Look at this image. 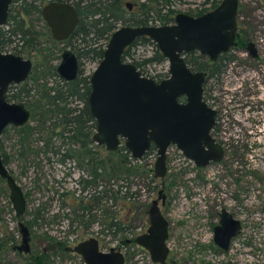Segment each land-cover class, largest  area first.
<instances>
[{
  "label": "water",
  "instance_id": "water-1",
  "mask_svg": "<svg viewBox=\"0 0 264 264\" xmlns=\"http://www.w3.org/2000/svg\"><path fill=\"white\" fill-rule=\"evenodd\" d=\"M12 1L0 0V26L7 24ZM238 11L239 0H222L215 9L200 16L178 13L174 23L169 25H125L115 30L103 59L91 75L92 91L88 101L97 123L93 141L104 144L108 151L117 150L124 142L134 160H142L154 145L157 179L167 175V153L172 145L200 169L221 162L224 151L211 134L216 111L203 100L205 75L192 71L184 54L196 51L216 60L220 54L229 51L235 44ZM42 14L57 40L67 39L79 20L76 8L66 2H50ZM140 37L155 42L166 58L169 64L166 79L157 82L145 77L133 63L123 60L126 49ZM249 47L254 51L252 43ZM32 68V60L0 51V140L8 126H23L30 119L31 113L25 104L9 102L6 94L11 84L27 80ZM78 71L76 55L69 49L64 50L57 67L58 74L71 81ZM181 97H186L184 102L180 101ZM0 179L6 183L15 214L21 219L27 208L25 194L6 167L1 150ZM160 202L165 206L163 190L148 211L147 232L135 239V243L149 253L153 264H167L170 254L167 246L169 223ZM219 217L214 229V243L228 252L240 235L242 225L226 209ZM20 230L23 246L19 251L28 253L30 231L23 223H20ZM74 251L85 264H127L120 251L101 252L94 238L78 244Z\"/></svg>",
  "mask_w": 264,
  "mask_h": 264
},
{
  "label": "rangeland",
  "instance_id": "rangeland-1",
  "mask_svg": "<svg viewBox=\"0 0 264 264\" xmlns=\"http://www.w3.org/2000/svg\"><path fill=\"white\" fill-rule=\"evenodd\" d=\"M171 1L177 14H195L199 9L210 6L206 0ZM124 4L132 7L130 12H137L136 0H124ZM238 23L241 29L249 30L251 40H257L261 45L260 61L248 60L245 57L249 64L257 66V70L255 72L250 70L247 77L253 83L264 80V0H239ZM37 30L44 34L40 36L42 45L33 50L28 47L24 54L25 57L32 59L34 67L43 60L44 54L53 42L51 35L44 33L47 31L43 21L38 23ZM153 51L154 46L150 45L147 48L140 47L137 54L151 56ZM53 62L58 63L57 60ZM83 67L87 73H91L96 64L85 62ZM168 69L169 64L166 61L147 67V73L155 77L160 74L165 77ZM48 76L40 67L39 77L42 82L49 81L52 84L57 81ZM33 82L30 81L34 85ZM33 93L36 94L37 89ZM254 93L255 91L251 89V96ZM249 100L256 102V98ZM250 113L245 116V121L248 115L249 119L260 120V113H254L253 109H250ZM240 118L243 119V116L240 115ZM31 124V127L36 128L38 118L32 117ZM261 127L262 125L257 127L252 125L251 128L260 132ZM240 132L242 136L244 134L242 127ZM20 133L17 128L9 126L2 135L1 146L3 155L7 157L5 161L8 170L29 200L26 220L31 221L33 214L38 210H47L44 213L45 221H37L38 225L31 230L35 254L41 252L40 240H44L45 237L56 239L72 248L79 242L95 238L99 241L102 251L110 252L111 249H115L124 253L127 264H153L149 253L144 249L136 245L125 246L123 242L135 239L147 231L148 211L153 201L158 199L159 192L163 190L168 195L165 206L160 202L161 211L169 223L167 246L170 254L167 264H264V148L255 150L254 146L249 147L245 155L248 154L250 166L246 167L247 172H244L236 163V166H232L228 157L220 165L209 166L199 171L185 161L180 150L172 147L167 153L168 172L164 179L155 178L157 155H149L146 162L141 164L142 167L146 165L144 170L147 174L137 176L133 189L138 196V205L148 206L147 213L137 208L123 213L121 218L132 226V231L127 236L115 238L101 223L104 219V212L101 209L108 211L114 206L113 202L104 201L102 207L93 212L97 220L91 224L89 230L76 224L72 198L66 195V190L75 191L76 186L71 181L65 182L67 184L58 182L67 179V173L63 167L57 166L55 157L46 150L43 137L47 132L33 131L30 136L23 139L26 141L24 145ZM252 135L256 133L253 132ZM242 143L241 140L240 144ZM27 144H30L34 153H28ZM243 153L242 150L240 154L238 153L240 163L243 161ZM55 169L59 171L56 173ZM151 177L154 183H151ZM114 185L117 188L119 184ZM117 207L122 208L123 204L119 203ZM223 209L228 210L242 225L240 235L234 239L228 252L222 251L214 243V229L219 223V214ZM20 244L19 220L10 201L6 183L0 179V261L3 264H26L25 256H20L17 250H14V247ZM63 253L57 252L53 255L50 264H85L78 255Z\"/></svg>",
  "mask_w": 264,
  "mask_h": 264
},
{
  "label": "trees",
  "instance_id": "trees-1",
  "mask_svg": "<svg viewBox=\"0 0 264 264\" xmlns=\"http://www.w3.org/2000/svg\"><path fill=\"white\" fill-rule=\"evenodd\" d=\"M15 1L16 4L11 9L8 28L0 27V49L2 51L13 45L16 40H24L27 46L33 48L40 45L38 39H40L41 33L36 30L35 21L38 18L42 19L41 9L51 0ZM57 1L72 2L81 17L77 30L67 43L80 59H89L96 63L100 62L103 58L111 35L120 26L169 25L174 23L177 15L171 0H136L138 10L135 15L133 11L130 12L128 10L127 5L124 4V0ZM221 1L206 0V3H210L209 7H203L197 13L190 15L200 16L207 13L215 9ZM127 14H131V16H127ZM45 28L46 33L50 34L48 26L45 25ZM242 33V37L245 40H250L248 30L242 29ZM150 45L154 46L151 56H145L144 53L137 54L140 47L147 48ZM52 47L48 49L47 53L43 56V60L33 69L30 78L34 81V85L25 82L22 85L13 86L9 90L8 98L13 101L25 102L32 111V117L39 116V123L47 119L54 121L53 127L46 131L47 139L52 138L55 132L62 127L63 131L58 134L63 135L64 138L68 136L66 137L68 138L66 140L68 146L65 150H89L91 164L88 174L89 181H87L88 187L86 189H89L90 197L86 201L80 198V208L83 212H86V205L89 204L90 218L88 219L89 222L86 223V221H83L85 215L83 216L82 214L80 225L89 228L97 220L93 212L99 210L104 201H112L114 206L109 208L108 211L103 208L101 209L104 212V219L101 218L102 226L109 234L114 235L115 238L127 236L131 233L132 226L125 219L121 218V215L129 209L132 210L134 208H137V210L143 209L142 212L147 213L148 206L138 205V196L133 189L137 176L147 174V171L144 170V166L146 167V165L143 167L142 165L146 162L149 155L156 154V147L152 145L144 159L139 162L131 159L130 152L122 145L115 151H106L105 162L100 164V150L98 147L93 146L91 139L96 126L88 106V97L91 91L90 77L89 75H84L83 62H81V76L76 80L63 82L57 79V82L53 85H50L49 82H42L41 77H39L40 67L44 69L47 75L58 76L56 71L57 66L53 63V60L56 59V53L52 50ZM14 49L17 54L21 53L18 46H15ZM195 54L196 52L194 51L186 55V61L193 70H197ZM123 59L132 62L142 74H147V67L167 61L158 49L157 44L148 37L136 39L125 51ZM36 89L37 93L35 94L33 92ZM26 127L29 128V126ZM18 130L21 132L22 145H24L26 141H23V139L30 136L33 132V127L31 129L21 128ZM26 147L29 151L28 153L34 152L30 144H27ZM47 147L46 145V150L49 151ZM23 150L26 151L25 149ZM93 153H96V155ZM94 160H96L95 164H93ZM61 161L65 162L64 159H61ZM4 163L6 164L5 160ZM114 183L119 184L117 188H115ZM151 183H154L152 177ZM119 203L123 204L122 208L117 207ZM35 219L36 215L33 218L32 224L35 222ZM58 245L60 250L64 252L63 248H65L66 244L58 243ZM124 245H126V241Z\"/></svg>",
  "mask_w": 264,
  "mask_h": 264
},
{
  "label": "flooded vegetation",
  "instance_id": "flooded-vegetation-1",
  "mask_svg": "<svg viewBox=\"0 0 264 264\" xmlns=\"http://www.w3.org/2000/svg\"><path fill=\"white\" fill-rule=\"evenodd\" d=\"M53 1L66 2V3L72 4L76 8V6L70 1L51 0L50 2H53ZM50 2L46 3L42 7V9H41L42 19L38 18V20L35 21L36 30L38 27V23L40 21H43L44 24L46 26H48L45 18L43 17L42 10ZM15 4H16V1L13 0L12 4H11V8L9 10L7 24L4 26H0V27H5V28L7 27L8 28L9 23H10L11 9H12V7L15 6ZM127 7H128V10L132 9V7L129 6L128 4H127ZM76 11H77L79 20L76 24L74 31L71 33V35L67 39L57 40L56 38H54L52 36L51 30L48 26L49 33H50L49 35H51L52 39L55 41V42L54 41L52 42V45L50 46V48L53 46L52 50H54L56 53V55H55L56 59H54V60H57V62H58V63H54V62L53 63L56 64V66L58 67V65L62 61V52L66 49L71 50L77 57V61H78V65H79V71H78L77 77L71 81H74L81 76V74H80L81 62H83V66H85V62L86 63L87 62L95 63L96 66L99 63V62L96 63L95 61H92L89 59L88 60L80 59L79 56L77 55V53L67 43L68 40L73 35V33L77 30V28L80 24V21H81V17L79 15L77 8H76ZM133 14L135 15L136 13L133 12ZM248 32H249V30H248ZM40 33H41V35H44L41 31H40ZM44 33H46V32H44ZM242 36H243L242 29L240 28L239 23H238V29L236 31L235 44L229 49V51L220 54L216 60H211L207 55H203V54L195 51L196 52L195 57H196V68H197V70H193L191 68V66L187 63V61H186V63L192 69V71L204 73L205 80L203 83V100L207 103L208 107H210L211 109L216 111L215 124L212 128L211 134L214 137V139L216 140V142L221 145V147L224 151V156H223V159L221 162L214 163L211 166L220 165L228 157V159H230L229 163L231 162L232 166H236L235 165V163H236L241 168H243L244 172H247L246 167L249 168V163H248V157H247L248 154L245 155V153H247L249 151V147L254 146L255 150H259V149L264 148V80H259V81H256V83H253L247 77L250 70H252L253 72H255L257 70V66L249 64L245 57H247L248 60L252 59L255 61H260L261 56L259 53V51H260L259 47H261V45H259L257 43V40H251V39L245 40ZM249 36H251L250 33H249ZM38 41H39L40 45H37L36 47L42 45L41 39H38ZM249 43H252L254 45V51L250 49ZM25 45H26V43L24 40H16V42L13 43V45L8 47L7 49H5V51H2L1 49H0V51L3 53L15 54V55L21 56L24 59H30L29 57H25V55H24L26 53L25 49H27L29 47V46H27V45L25 46ZM15 46H18V49L21 50V53H19V54L16 53V50L14 49ZM30 48L32 50L35 49L33 47H30ZM190 53H192V52H190ZM190 53L184 54L185 60H186V55L190 54ZM30 60H32V59H30ZM124 61H126V60H124ZM127 62H130V61H127ZM57 67H56V71H57ZM263 67H264V65H263ZM33 69H34V66H33L32 71H31L27 80L21 82L20 84H11L9 86V88L7 90V94H6L7 100L9 102H21V101L9 100V98H8V94L10 92L9 90H11V88L13 86L22 85L25 82H28L31 85V83H30L31 78L30 77L33 73ZM93 71L91 73H87L84 70V75L85 76L89 75V77H90L91 91H92L91 75H92ZM57 74H58V72H57ZM142 75L145 77H148V78H153L157 82H160L161 80L166 79L169 76V73H167L165 77H163L161 74L158 77L152 76L149 73L142 74ZM50 76L55 78L56 80L59 79V80H62L63 82L66 81L59 74H58V76H53V75L49 74L48 77H50ZM67 82H70V81H67ZM50 83L51 82H49V84ZM55 83H52L50 85H53ZM251 89L253 91H255L254 95H252V96L250 94ZM91 91H90V94H91ZM90 94H89V96H90ZM250 98H256V102L255 101L250 102V100H249ZM185 99H186V97H181L180 101L184 102ZM88 100H89V97H88ZM22 103H24L25 106L30 110L31 116H30L29 121L23 126H19V127L13 126V125H10V126H13L17 129H21V128L22 129L23 128L24 129H31V126H32L31 118L33 116L32 111L26 105L25 102H22ZM88 106H89V110H90L89 101H88ZM250 109H253L254 113H260V115H261L260 120L256 121L255 119H249L250 118L249 115H251ZM90 112H91V110H90ZM247 113H250V114L248 115V118L245 121V119H246L245 116L247 115ZM240 115L243 116V119L240 118ZM40 117H41V114H40ZM37 118H39L38 115H37ZM93 119H94V124L97 127L96 120L94 117H93ZM53 123H54V121H52L50 119H47L41 123L38 122L37 127L33 128V131H36V130L43 131V132L47 131V129L53 127ZM252 125H254L256 127L262 125V127L259 128L260 132H256L254 130V128H251ZM26 126H29V128H27ZM96 127L94 128L95 132H96ZM241 127L243 128V132H244V134L242 136H241V132L239 133V130H241ZM7 128L4 130V132L7 131ZM61 131H63L62 127L59 128L55 132V134L52 136V138L50 137L51 139L50 138L47 139V135H45V137H43L44 143H45V145L48 146L47 147V149H49L48 153H50L51 156L55 157V163L57 164V166L59 165V166L63 167L67 173V179H65V178L63 180L61 179L58 182L61 184H67L71 181L76 186L75 191H69L68 192L66 190V192H67L66 195L69 198H72V206L74 209L73 210L74 211L73 212L74 213V222L76 224L80 225L82 214H83V216L85 215V218H83V217L82 218H83V221H86V223L89 222L88 219L90 218L89 204L86 205V212H83L80 208L81 200L83 199L84 201H86L90 197L89 196V189H86L88 187L87 181H89V175L88 174H89V169H90V164H91L90 159H89L90 152H89V150H86V151L85 150H83V151H72V150L67 151V150H65V148H67V146H68L66 143V140H68V138H66V137H68V136H66L64 138L63 135H59L58 133H61ZM94 131H93V134L91 135L92 141H93V136L95 134ZM4 132H3V134H4ZM252 132L256 133V135H252ZM1 138H2V136H1ZM241 140L243 142L242 144H240ZM122 142H123V140H122ZM92 144H93V146L98 147V149L100 150L99 163L102 164L103 162H105L106 151H108V150L106 149V146L104 144H98L94 141L92 142ZM122 145H124V142L120 146H122ZM71 146H73V145H71ZM172 147H176V146L172 145L170 148H172ZM0 150H1L3 160H5V159L7 160V157L5 155H3V153H2L1 140H0ZM241 150H242V153L244 151L245 152L242 154L243 161L240 163L239 162V157H240L239 154H240ZM93 154L96 155V153H93ZM130 155H131V153H130ZM156 155H157V152H156ZM144 157H143V159H144ZM61 159H64L65 162H62ZM131 159H132V156H131ZM142 160H136V161L141 162ZM185 161L189 164L191 163L197 170H199V171L203 170V169L198 168L193 162L186 159V157H185ZM95 162H96V160H94L93 164H95ZM58 171H59V169L54 170V172H56V173ZM65 182H67V183H65ZM56 183H57V181H56ZM164 194L166 195V204H167L168 195L165 192H164ZM80 198H81V200H80ZM25 199H26V202L28 205L29 200L26 198V196H25ZM27 212L28 211L26 208L25 215L21 219H18V218L17 219L19 220V229H20V223H23L28 227V229L30 231V240L28 242L29 252L27 253L25 250L19 251V248L23 246V235L21 233V230H20L21 244L19 246L14 247V250H17V252L20 256H25L24 259L27 262L26 264H50V258L53 255H56L57 252H62L60 250L59 245H58V243L61 244L62 242H58V241H56V239L45 237L44 240H46L45 241L46 243L44 242L43 239L40 240L41 241L40 247L42 248L41 252L38 254H35V248H33V244H32L34 239H33V235L31 234V230L33 229L34 226L38 225L37 221H40V220L45 221L44 213L47 212V210L41 209V210L36 211L33 214V218L36 215V219H35V222L33 224H32V221H34L33 218L31 221L26 220ZM84 228H86V230H89V228H87V227H84ZM145 233H143V234H145ZM89 239H91V238H89ZM135 239L126 240V245L127 246H132V245L138 246L135 243ZM85 241H87V240H85ZM42 242L44 243L45 246L43 245ZM82 242H84V241H82ZM82 242H79L78 244H80ZM98 243H99V241H98ZM77 245H75V247ZM123 245H124V242H123ZM75 247L72 248V247H68L66 245L65 248H63L64 249L63 254L66 255V254L72 253V254L78 255L74 251ZM99 249H100V243H99ZM100 251L104 252L101 249H100ZM117 251H120V250H117ZM122 254L126 258V255L124 253H122ZM78 256L81 257L80 255H78ZM126 262H127V258H126ZM1 264H3V263L1 262Z\"/></svg>",
  "mask_w": 264,
  "mask_h": 264
},
{
  "label": "built area",
  "instance_id": "built-area-1",
  "mask_svg": "<svg viewBox=\"0 0 264 264\" xmlns=\"http://www.w3.org/2000/svg\"><path fill=\"white\" fill-rule=\"evenodd\" d=\"M253 133V132H252ZM249 166H250V159L248 160Z\"/></svg>",
  "mask_w": 264,
  "mask_h": 264
}]
</instances>
